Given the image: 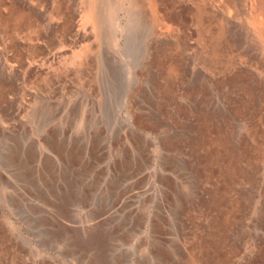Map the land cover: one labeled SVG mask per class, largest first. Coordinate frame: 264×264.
<instances>
[{"label":"rangeland","instance_id":"374dc122","mask_svg":"<svg viewBox=\"0 0 264 264\" xmlns=\"http://www.w3.org/2000/svg\"><path fill=\"white\" fill-rule=\"evenodd\" d=\"M0 264H264V0H4Z\"/></svg>","mask_w":264,"mask_h":264},{"label":"crops","instance_id":"0c3cea01","mask_svg":"<svg viewBox=\"0 0 264 264\" xmlns=\"http://www.w3.org/2000/svg\"><path fill=\"white\" fill-rule=\"evenodd\" d=\"M4 4V0H0V16H1V11H2V6ZM22 19V18H21Z\"/></svg>","mask_w":264,"mask_h":264},{"label":"bare ground","instance_id":"6f19581e","mask_svg":"<svg viewBox=\"0 0 264 264\" xmlns=\"http://www.w3.org/2000/svg\"><path fill=\"white\" fill-rule=\"evenodd\" d=\"M137 12H138V11H137ZM85 13H86V12H85ZM134 14H135V13H134ZM84 15H85V14H84ZM93 16L95 17V15H93ZM84 18H85V17H84ZM87 18H89V14H88V12L86 13V19H87ZM113 22H114V21H113ZM113 22H112V23H113ZM93 29H94V27H93Z\"/></svg>","mask_w":264,"mask_h":264}]
</instances>
